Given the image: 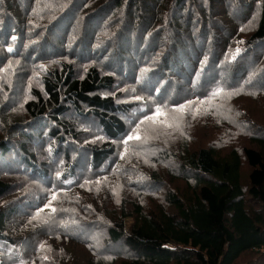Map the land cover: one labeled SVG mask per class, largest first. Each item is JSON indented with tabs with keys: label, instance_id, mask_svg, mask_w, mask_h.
I'll list each match as a JSON object with an SVG mask.
<instances>
[{
	"label": "trees",
	"instance_id": "trees-1",
	"mask_svg": "<svg viewBox=\"0 0 264 264\" xmlns=\"http://www.w3.org/2000/svg\"><path fill=\"white\" fill-rule=\"evenodd\" d=\"M0 264H264V0H0Z\"/></svg>",
	"mask_w": 264,
	"mask_h": 264
},
{
	"label": "snow or ice",
	"instance_id": "snow-or-ice-1",
	"mask_svg": "<svg viewBox=\"0 0 264 264\" xmlns=\"http://www.w3.org/2000/svg\"><path fill=\"white\" fill-rule=\"evenodd\" d=\"M10 51H11V49H9ZM159 115H162V113L159 111V110H157V116H159ZM133 137H129V139H132ZM136 139H139V137L137 136V137H135ZM53 199H55V197H53Z\"/></svg>",
	"mask_w": 264,
	"mask_h": 264
},
{
	"label": "rangeland",
	"instance_id": "rangeland-1",
	"mask_svg": "<svg viewBox=\"0 0 264 264\" xmlns=\"http://www.w3.org/2000/svg\"><path fill=\"white\" fill-rule=\"evenodd\" d=\"M152 132H154L153 130H152ZM154 133H156V132H154ZM161 134H162V132H160Z\"/></svg>",
	"mask_w": 264,
	"mask_h": 264
}]
</instances>
